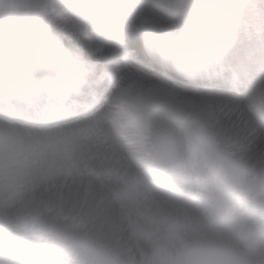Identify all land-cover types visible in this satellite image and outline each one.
Listing matches in <instances>:
<instances>
[{"label":"clouds","instance_id":"obj_1","mask_svg":"<svg viewBox=\"0 0 264 264\" xmlns=\"http://www.w3.org/2000/svg\"><path fill=\"white\" fill-rule=\"evenodd\" d=\"M0 264H264V0H0Z\"/></svg>","mask_w":264,"mask_h":264}]
</instances>
